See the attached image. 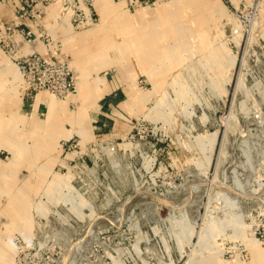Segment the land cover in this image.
<instances>
[{"label":"rangeland","instance_id":"1","mask_svg":"<svg viewBox=\"0 0 264 264\" xmlns=\"http://www.w3.org/2000/svg\"><path fill=\"white\" fill-rule=\"evenodd\" d=\"M116 1L107 3L129 16L151 12L131 18L129 35L158 16L187 22L184 36L173 22L160 26L179 63L162 73L130 48L99 65L61 45L71 69L134 87L140 99L120 106L127 129L106 137L135 131L137 139L115 161L106 157L71 179L57 169L60 141L54 152L35 153L6 136L13 139L0 158V264H264V0H158L139 9ZM49 2L63 10L62 0ZM93 11L91 24L72 26L86 38L96 29L94 48L128 37L115 12ZM18 75L25 97L28 83Z\"/></svg>","mask_w":264,"mask_h":264},{"label":"crops","instance_id":"2","mask_svg":"<svg viewBox=\"0 0 264 264\" xmlns=\"http://www.w3.org/2000/svg\"><path fill=\"white\" fill-rule=\"evenodd\" d=\"M96 1L95 10L100 16L108 17L109 14L115 12V23L121 26L118 30L119 33H122L123 27L128 28L127 31H124V34H127L128 37L126 36L122 41L110 42L108 43L109 46L107 45L102 49L94 48L95 42L93 40L96 39L94 37L96 29L92 32V36L88 34L86 38L82 32L73 28L70 14L64 9L60 10V5L57 2H49L44 6L42 16H20L18 10L23 4V0H7L0 4V25L14 23L29 28L35 33L36 36L30 43L22 35L15 34L20 54L33 51L43 52L45 39L52 38L54 41L61 43L64 50L72 47L75 50L74 52L77 51L86 55L85 61L95 62L94 64L99 65H105L109 62L106 59V61H101L102 57L107 58L106 55L109 54L118 56V53L128 51L130 48L133 50V54L138 53L141 60L143 58L150 59V62L154 63L153 65H156V63L162 65V68L157 66V70L162 73L169 71L174 67V64L179 63L178 59L174 60L175 58H172L175 54L168 51V45L165 46L161 42L165 30H161L160 26L173 22L174 29L172 32L184 36L186 31L191 30L187 22L186 26L182 27L180 26L182 22H178L174 14L172 16L166 15L165 18L158 16L154 24L148 29L146 28L144 33L137 36L129 35L131 28L126 24L133 23L130 21L131 18L142 20L149 16L148 13L150 12L142 10L143 14L140 16H129L124 12L115 11V9L120 8L118 6L113 8L111 3H107L109 0L105 2L103 0ZM160 12L162 11L160 10ZM164 36H167L166 32ZM0 46V158L5 151L12 152V148L9 149L5 145L11 144L13 138L7 141L6 136L16 137L13 142L16 143L17 147H20V151L29 150L36 153L40 149L41 152L51 153L54 152V146L57 147L59 141L69 138L71 134V136L78 134L82 138L86 136L106 137L110 133L117 134L121 133L124 128L127 129L124 125L121 128V122H124L125 116H122L120 106L128 100L140 99L133 86L129 85L125 89L118 81L111 83L105 81V79L84 75L85 73L81 71V67L75 64L74 69H72L75 77L78 76L79 86L77 93L73 97L71 96L72 99H68V102L59 101L50 93L41 91L30 105L24 97L16 61L11 58L2 45ZM155 70L156 67H154V72ZM100 102H102V107H97L96 105H99ZM70 103L74 104V108H71ZM88 105H92V107ZM90 108L93 109V117L88 115ZM25 110H28V112H25ZM114 138L117 139L119 136L116 135ZM60 155V161L65 162V158L62 154Z\"/></svg>","mask_w":264,"mask_h":264},{"label":"built area","instance_id":"3","mask_svg":"<svg viewBox=\"0 0 264 264\" xmlns=\"http://www.w3.org/2000/svg\"><path fill=\"white\" fill-rule=\"evenodd\" d=\"M117 1L124 2L131 9H139L151 7L158 0ZM46 3L48 0H23L18 14L39 16L37 13L42 12ZM62 6L70 14L76 28L84 27L94 21L93 0H62ZM16 33L22 35L29 43L36 35L31 29L14 23L0 26V43L8 53L12 54L23 79L28 83L25 88V100H28L30 105L41 91H47L58 98H67L77 93L76 77L71 69L70 61L61 53L59 42L46 38L43 52L33 51L20 54L18 43L15 40ZM137 135L138 132L130 131L125 137L117 139L97 136L85 141L78 134L62 139L59 147L65 162L61 161L57 169L64 176H71L69 177L71 179L81 178V174L89 172L92 167L104 162L106 157H111L112 161H115L116 157L131 151L130 144L137 139Z\"/></svg>","mask_w":264,"mask_h":264},{"label":"bare ground","instance_id":"4","mask_svg":"<svg viewBox=\"0 0 264 264\" xmlns=\"http://www.w3.org/2000/svg\"><path fill=\"white\" fill-rule=\"evenodd\" d=\"M151 13V12H150ZM141 14H143V12H139V14H137V16H140ZM161 33V32H160ZM155 36V35H154ZM147 42V41H146ZM156 43V42H155ZM148 44V43H147ZM157 44V43H156ZM146 46V45H145ZM148 46V45H147ZM107 50V49H106ZM105 53H106V51H105ZM103 55H105V54H103ZM107 56V55H106ZM96 57V56H95ZM77 80L79 81V79H78V76H77Z\"/></svg>","mask_w":264,"mask_h":264}]
</instances>
